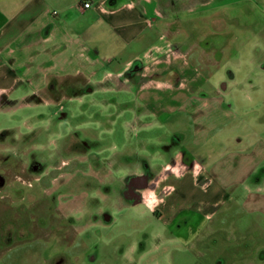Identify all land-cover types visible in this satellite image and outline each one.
<instances>
[{
	"label": "crops",
	"instance_id": "obj_1",
	"mask_svg": "<svg viewBox=\"0 0 264 264\" xmlns=\"http://www.w3.org/2000/svg\"><path fill=\"white\" fill-rule=\"evenodd\" d=\"M241 3L0 0V109L18 97L58 106L57 124L71 118L85 148L79 162L109 174L126 167L121 189L154 190L156 206L141 202L167 224L210 219L230 189L244 213L264 219V135L251 122L264 65L255 80L237 78L225 56L243 45L228 38L217 54L177 25L228 36L236 29L221 11Z\"/></svg>",
	"mask_w": 264,
	"mask_h": 264
},
{
	"label": "rangeland",
	"instance_id": "obj_2",
	"mask_svg": "<svg viewBox=\"0 0 264 264\" xmlns=\"http://www.w3.org/2000/svg\"><path fill=\"white\" fill-rule=\"evenodd\" d=\"M239 1L221 11L236 29L229 39L243 45L227 52L225 66L254 79L264 73L257 70L264 65V0ZM177 25L217 54L231 43L190 22ZM255 85L251 122L264 135V83ZM36 99L18 97L8 113L0 109V264H264V219L244 213L233 189L210 219L167 224L121 189L126 167L109 174L94 159L80 163L86 153L72 137L71 118L63 126L71 137L59 140L58 106H34Z\"/></svg>",
	"mask_w": 264,
	"mask_h": 264
},
{
	"label": "built area",
	"instance_id": "obj_3",
	"mask_svg": "<svg viewBox=\"0 0 264 264\" xmlns=\"http://www.w3.org/2000/svg\"><path fill=\"white\" fill-rule=\"evenodd\" d=\"M83 6L85 8L89 7L90 4L89 2H84L83 3ZM166 169L168 170H173L175 172L178 171V169L174 168V167H171V166H167ZM171 187H168L166 190H170ZM140 200L146 205V206H149V207H154L156 206L158 203H159V198L157 197V195L155 194L154 190H148L146 196H141Z\"/></svg>",
	"mask_w": 264,
	"mask_h": 264
},
{
	"label": "flooded vegetation",
	"instance_id": "obj_4",
	"mask_svg": "<svg viewBox=\"0 0 264 264\" xmlns=\"http://www.w3.org/2000/svg\"><path fill=\"white\" fill-rule=\"evenodd\" d=\"M136 184H140L139 182H137ZM127 194L130 195L131 197H133L134 199H140L141 197L137 196L136 193H134L132 191V188L127 189Z\"/></svg>",
	"mask_w": 264,
	"mask_h": 264
},
{
	"label": "trees",
	"instance_id": "obj_5",
	"mask_svg": "<svg viewBox=\"0 0 264 264\" xmlns=\"http://www.w3.org/2000/svg\"><path fill=\"white\" fill-rule=\"evenodd\" d=\"M186 25L188 24V22L185 23ZM198 32V30H196ZM225 37L226 39H228L229 37L228 36H223Z\"/></svg>",
	"mask_w": 264,
	"mask_h": 264
}]
</instances>
